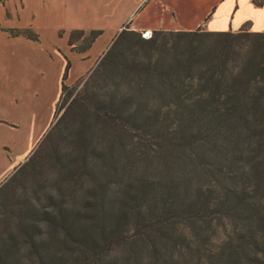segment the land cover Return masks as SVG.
<instances>
[{"label":"trees","instance_id":"1","mask_svg":"<svg viewBox=\"0 0 264 264\" xmlns=\"http://www.w3.org/2000/svg\"><path fill=\"white\" fill-rule=\"evenodd\" d=\"M142 35L125 27L63 85L50 130L0 187V264L264 260V32ZM217 223L241 230L214 246Z\"/></svg>","mask_w":264,"mask_h":264},{"label":"crops","instance_id":"2","mask_svg":"<svg viewBox=\"0 0 264 264\" xmlns=\"http://www.w3.org/2000/svg\"><path fill=\"white\" fill-rule=\"evenodd\" d=\"M127 26L264 32V0L0 1V187L50 130L63 85L88 77ZM23 30L37 39L12 34ZM74 31L100 35L82 49V42L70 44Z\"/></svg>","mask_w":264,"mask_h":264},{"label":"rangeland","instance_id":"3","mask_svg":"<svg viewBox=\"0 0 264 264\" xmlns=\"http://www.w3.org/2000/svg\"><path fill=\"white\" fill-rule=\"evenodd\" d=\"M129 29L130 27L127 26ZM203 29V28H201ZM124 30V29H123ZM131 30V29H130ZM204 30V29H203ZM142 33V32H141ZM153 33V32H152ZM143 36V35H142ZM152 37V35H151ZM146 39V38H145ZM149 39V38H147ZM87 78V77H86ZM83 84V83H82ZM81 88V87H80ZM79 88V89H80ZM71 100V99H70ZM63 112V110H62ZM61 112V113H62ZM60 113V114H61ZM222 224L217 223L216 225H213V227L211 229H209L206 233L207 238L209 237L210 242L216 246L221 244L224 240L228 239L229 236H231L232 234L234 235V230H236L235 234L241 230V227H236L235 226H229L227 225L226 227L221 226ZM116 253L118 256H120L121 253V249H117ZM183 258V257H182ZM185 259V258H184ZM181 259V257H179V255L175 256V260L173 264H209V261H207L206 259H201L200 263L198 262V259H195L194 261L191 260L190 258H188L189 260H184ZM256 259V258H255ZM253 260L251 261H246L243 264H264V260H262L261 258H258V260Z\"/></svg>","mask_w":264,"mask_h":264},{"label":"built area","instance_id":"4","mask_svg":"<svg viewBox=\"0 0 264 264\" xmlns=\"http://www.w3.org/2000/svg\"><path fill=\"white\" fill-rule=\"evenodd\" d=\"M151 35H152V33H150V32H144L143 33V37L146 38V39L147 38H151Z\"/></svg>","mask_w":264,"mask_h":264}]
</instances>
